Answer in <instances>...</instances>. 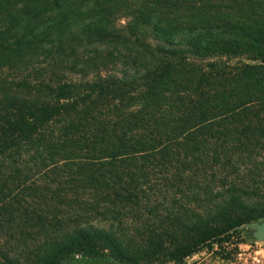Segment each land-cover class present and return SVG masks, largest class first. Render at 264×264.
<instances>
[{
    "label": "trees",
    "instance_id": "16d2710c",
    "mask_svg": "<svg viewBox=\"0 0 264 264\" xmlns=\"http://www.w3.org/2000/svg\"><path fill=\"white\" fill-rule=\"evenodd\" d=\"M264 221V0H0V264L234 261Z\"/></svg>",
    "mask_w": 264,
    "mask_h": 264
},
{
    "label": "rangeland",
    "instance_id": "374dc122",
    "mask_svg": "<svg viewBox=\"0 0 264 264\" xmlns=\"http://www.w3.org/2000/svg\"><path fill=\"white\" fill-rule=\"evenodd\" d=\"M242 230V243L234 261L224 260L212 250L205 249L188 258L187 264H264V242L255 240L250 229Z\"/></svg>",
    "mask_w": 264,
    "mask_h": 264
},
{
    "label": "water",
    "instance_id": "95a60500",
    "mask_svg": "<svg viewBox=\"0 0 264 264\" xmlns=\"http://www.w3.org/2000/svg\"><path fill=\"white\" fill-rule=\"evenodd\" d=\"M242 228L250 229L251 234L255 240L264 242V221L250 222V223L244 224Z\"/></svg>",
    "mask_w": 264,
    "mask_h": 264
}]
</instances>
